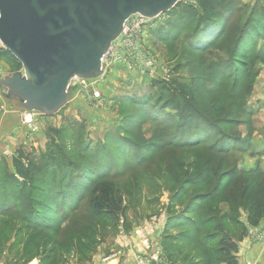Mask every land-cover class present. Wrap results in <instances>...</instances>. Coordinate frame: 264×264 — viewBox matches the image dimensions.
Wrapping results in <instances>:
<instances>
[{"label": "rangeland", "instance_id": "rangeland-1", "mask_svg": "<svg viewBox=\"0 0 264 264\" xmlns=\"http://www.w3.org/2000/svg\"><path fill=\"white\" fill-rule=\"evenodd\" d=\"M259 1L238 0L237 5L248 13L256 9ZM181 20L168 12L142 25L131 20L106 56L100 78L73 79L68 104L58 114L33 117L39 127L37 133L21 124L37 144L24 148L26 152H63L82 164L91 159L93 152L107 159L105 153L109 154L112 165L107 174L122 199V212L95 217L84 200L75 213L64 206V214L69 216L64 219V215L56 214L58 210L53 201L49 204L53 208L47 210L45 205L49 197L37 198L41 202V206H35V214L41 215L40 229L18 223L19 236L0 239V264H151L152 261L156 264H198V260L206 258L205 253L215 249L219 234L210 235L218 228L237 243V264H264V216L252 227L247 213L249 199L264 200V178L253 173L235 179L239 181L235 184V180H231L237 173L257 170L264 173V121H261L262 131L256 132L253 127V120L259 116L260 105L255 103V97L264 80V76L259 78L264 64L255 63L259 73L249 86L251 93L246 99L232 106L233 103L225 98L229 97V84L212 91L208 97L207 90H211L217 73L213 65L227 57V42L234 23L223 37L226 41L223 39L207 52H192L183 39L186 32ZM179 25L181 35L172 37ZM4 50L0 44V52ZM0 62L8 66L10 74L22 72L21 65L7 56L2 59L0 54ZM4 77L0 70V79ZM200 77L207 78L205 84L199 82ZM157 81H165L172 90L192 83L194 98L203 110L209 104L218 110L208 112L210 120L226 118L230 108L235 109L230 114L238 126H220L216 132L222 129L238 136L239 148L225 156L210 154L205 146L146 153V146L158 142L166 134L162 118L157 123L148 112L142 114L138 109L140 103L144 105L149 99L151 104L156 100L159 87L153 83ZM124 133L128 140L121 137ZM139 145L144 146L139 148ZM128 151L132 154L142 152L141 167L136 166L140 157L129 158ZM233 167L238 172L220 179L223 187L215 200L202 201L200 210L192 204L186 210L192 194L209 190L221 173ZM201 168H208L211 182L198 189L185 186L186 197L173 198L172 194L184 180ZM244 188L247 193L242 197ZM26 205L30 208L28 201ZM184 210L189 219H174ZM11 211L15 213L14 208ZM179 221L183 222L180 227H172ZM243 232L245 236L240 240Z\"/></svg>", "mask_w": 264, "mask_h": 264}, {"label": "trees", "instance_id": "trees-1", "mask_svg": "<svg viewBox=\"0 0 264 264\" xmlns=\"http://www.w3.org/2000/svg\"><path fill=\"white\" fill-rule=\"evenodd\" d=\"M196 2V7L178 4L168 14L182 18L181 26L186 32L183 39L186 40L187 48L192 52H207L213 45L222 43L227 29H230L234 23L232 36L227 42V57L213 65L217 73L210 87L211 90H207V96L210 97L212 91L227 87L229 84V97L225 98L234 106L240 99H246L245 97L251 93L249 86L251 87L252 81L259 73L254 67L255 63L264 64V0H260L256 4V9L253 8L248 13L237 5L238 0H196ZM177 28L172 37L178 38L181 35L180 25ZM0 54L2 59L7 56L17 62L7 50ZM206 79L204 77L202 80L200 77L199 82L205 84ZM153 85L156 88L159 87L158 97L151 104L149 99L144 103L145 106L141 105L143 102L140 103L138 109L142 114L148 112L149 117H154L157 123V120L162 118L161 123L166 127V134L160 137L158 142L146 146V153L168 148L178 150L205 146L208 153L225 156L239 148L237 145L241 141L238 136L223 132L222 129L216 132L220 126H238L237 120L230 114L234 113L235 109L230 108L229 116L226 115V118H221L219 121L210 120L208 112L213 113L218 110L213 109V104H209L208 108L203 110L200 102L194 98L192 83L179 85L177 90H172L165 81H157ZM245 115L250 116V113ZM121 137L128 140L126 133ZM16 153L10 166L4 159L0 161V239L7 237L9 240L18 235L21 230L17 228L18 223L40 229L41 215L35 214V206H41V202L37 199L41 197H49L50 200L45 205L47 210L53 208L49 207L53 201L54 208L58 210L56 214L64 215V219L69 218L64 214L65 211L62 209L64 206L69 212L75 213L78 204L84 200L91 207L95 217L118 215L122 212V199L108 177L110 165H112L109 154L105 153L109 157L107 159L93 152L91 159L82 164L75 161L72 156L63 152H52V150L38 154L26 152L20 148ZM85 153L86 151L82 152V154ZM142 155V152L132 154L128 151L129 158L140 157L136 160L138 167L143 164ZM257 171L237 173V168L233 167L221 173L219 180L209 190L192 194L186 210L191 204L200 210L202 201L215 200L217 193L221 192L223 187L220 179H225L229 174L237 173L231 178L233 181L253 173L264 178V173L261 170ZM208 172V168H201L196 172L197 174L185 179L184 184L177 188L172 197L185 198L187 195L185 186H195L198 189L209 184L212 178ZM238 180H235L233 184L239 182ZM246 188L242 190V197L246 196ZM36 194L39 195L36 196ZM26 201L29 202L30 208L27 207ZM248 204V222L252 227H256L264 216V200L249 199ZM13 208L15 213L11 211ZM186 210L176 215L174 219L179 217L184 220L189 219ZM38 211L41 212L43 209ZM182 223L179 221L171 226L180 227ZM215 234H219L215 249L205 253L206 258L198 260V264H237L235 257L238 251L237 243L223 233L221 228L210 236ZM243 236L245 233L240 235L239 239L241 240Z\"/></svg>", "mask_w": 264, "mask_h": 264}, {"label": "water", "instance_id": "water-1", "mask_svg": "<svg viewBox=\"0 0 264 264\" xmlns=\"http://www.w3.org/2000/svg\"><path fill=\"white\" fill-rule=\"evenodd\" d=\"M178 3L0 0V44L22 67V72L0 79L2 97L28 112L58 114L68 104L74 78L95 80L103 75L102 60L130 17L154 19Z\"/></svg>", "mask_w": 264, "mask_h": 264}, {"label": "crops", "instance_id": "crops-1", "mask_svg": "<svg viewBox=\"0 0 264 264\" xmlns=\"http://www.w3.org/2000/svg\"><path fill=\"white\" fill-rule=\"evenodd\" d=\"M0 70L5 76H8V66L0 62ZM264 76V70L261 71L260 77ZM258 78V79H259ZM260 89L255 97V103L260 105L258 109V117L253 120V127L256 132L262 131L264 121V80L260 82ZM20 105L14 100H5L0 92V161L4 159L7 164L11 165L12 155L21 148L36 147L34 139L28 134L27 130L21 125V118L19 115ZM253 107V105H250ZM249 106V107H250ZM40 125V124H39ZM257 127H260L261 130ZM25 150V149H24ZM7 153V157L5 156ZM31 152V151H29ZM112 260L109 262L111 263Z\"/></svg>", "mask_w": 264, "mask_h": 264}, {"label": "built area", "instance_id": "built-area-1", "mask_svg": "<svg viewBox=\"0 0 264 264\" xmlns=\"http://www.w3.org/2000/svg\"><path fill=\"white\" fill-rule=\"evenodd\" d=\"M178 4H180V5H182V6H189V7H196V6H197V2H196V0H179V3H178ZM159 16H160V15H159ZM159 16H158V17H159ZM156 18H157V17H156ZM156 18H154V19H156ZM131 20H134V21L136 22L137 25H142V24H144V23H147V22H149V21H152L153 19H146V18H143V17H141V16H139V15H134V16L130 17V18L124 23V25H123V30H122V33H121L120 37L122 36L123 33H125V31H126V29H127V25H128V23H129ZM118 39H119V38H118ZM114 42H115V41H114ZM114 42H113V43H114ZM113 43H112V45H113ZM112 45H111L109 51L111 50ZM109 51H108V53H109ZM108 53H107V55H108ZM107 55H106V56H107ZM106 56H105V57L103 58V60H102L103 64H104V60H105ZM74 79H75V78H74ZM79 80L85 81V80H83V79H79ZM69 87H70V86H69ZM38 115H40V114L37 113V112H28V111H25V110L21 109V111H20L21 124H22L23 126L28 127L33 133H37V132L39 131V127H38L37 123L33 121V117H36V116H38Z\"/></svg>", "mask_w": 264, "mask_h": 264}, {"label": "bare ground", "instance_id": "bare-ground-1", "mask_svg": "<svg viewBox=\"0 0 264 264\" xmlns=\"http://www.w3.org/2000/svg\"><path fill=\"white\" fill-rule=\"evenodd\" d=\"M31 264H36L35 262H32Z\"/></svg>", "mask_w": 264, "mask_h": 264}]
</instances>
